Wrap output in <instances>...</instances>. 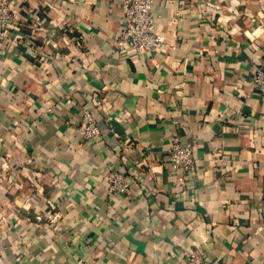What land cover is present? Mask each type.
Listing matches in <instances>:
<instances>
[{"label":"crops","instance_id":"0c3cea01","mask_svg":"<svg viewBox=\"0 0 264 264\" xmlns=\"http://www.w3.org/2000/svg\"><path fill=\"white\" fill-rule=\"evenodd\" d=\"M10 8L0 264H264V0H154L162 40L143 53L118 45L120 0ZM84 108L100 137H83ZM176 136L188 171L164 159ZM112 165L125 194L108 191Z\"/></svg>","mask_w":264,"mask_h":264},{"label":"built area","instance_id":"2783aa9c","mask_svg":"<svg viewBox=\"0 0 264 264\" xmlns=\"http://www.w3.org/2000/svg\"><path fill=\"white\" fill-rule=\"evenodd\" d=\"M12 0H0V51L3 52L1 46L4 38L8 37L10 27H14L18 23L19 17L10 8ZM154 0H120V6L123 11L124 28L122 29L118 45L121 49L133 48L137 52L155 50L161 44V36L155 31V16L152 7ZM31 14V13H30ZM37 16V15H36ZM37 26L41 27V20L37 16L35 18ZM254 81L256 85L264 92V69H258L254 73ZM79 129L84 138L100 137L101 129L95 117L87 108L83 109L82 120ZM0 139H2L0 137ZM132 166L135 167L139 162L138 158L129 157ZM166 163L173 168L182 167L190 170L194 165L193 158L190 154V145L183 143L178 136L173 141L166 157ZM0 184L4 180L6 169L10 168L7 162H2L0 157ZM125 169L108 166L104 172L107 182L108 191L112 195H121L129 191V179L125 175ZM51 219H55L56 215L49 211L48 215ZM204 257L199 251H189L186 259L182 264H203Z\"/></svg>","mask_w":264,"mask_h":264}]
</instances>
